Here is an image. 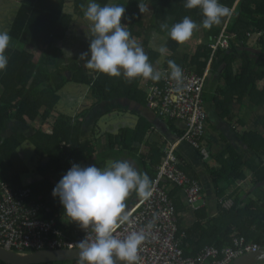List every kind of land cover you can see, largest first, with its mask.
<instances>
[{"label":"trees","instance_id":"16d2710c","mask_svg":"<svg viewBox=\"0 0 264 264\" xmlns=\"http://www.w3.org/2000/svg\"><path fill=\"white\" fill-rule=\"evenodd\" d=\"M88 2L89 0H20L8 31L16 45H9L6 50L9 63L6 70L0 72L1 178L16 188L24 187L21 175L29 174V170L17 164L19 162L16 151L24 142L31 140L38 160L51 159L53 169L51 180L40 185H27L32 189L34 198L41 197L43 203L49 200L50 210L42 211L41 218H55L59 225L64 218L63 208L59 199L52 196V190L72 163L104 168L116 160H133L141 166V173L147 174L154 182L165 157L164 149L161 150V145L156 142L147 143L150 151L146 155L140 154V147L152 127L151 120L149 122L143 116H140L142 121L136 126L121 128L118 133H112L111 130L99 131L100 135L96 138V129L92 134L93 139L85 138L83 142L82 129L90 108L80 110L76 117L59 113L57 106L60 102L58 95L62 90L61 84L58 80L51 86L46 75L50 72V67L56 71L60 70L57 61L61 53L57 45L69 34L77 16L85 18L84 11ZM97 2L101 6L119 4L124 6L125 10H131L134 16L130 12H125V15L133 16L136 21L128 30L132 39L138 32L142 33L144 23L141 16L146 7L152 8L156 24L160 27L167 25V33L184 17L191 18L200 25L196 30L203 35V42L200 43L201 40L197 44L194 54H188L181 51L180 44L168 36L164 47L171 54L167 57L163 69H168V61L172 60L180 68L195 67L199 75H203L209 65L211 73L221 71L220 77L224 84H217L212 103L223 117L229 116L227 112L236 108L242 111L244 102L249 104L248 108L260 107L264 103V0H220L231 10L232 16L225 31L229 37V45L226 48L219 46L217 50L213 45L218 42L229 15L224 17L225 22L221 27L214 25L211 29H204L201 10L185 8L184 0ZM258 34L261 36L258 37ZM144 37L145 40H142ZM140 39L149 62L155 63L164 55L149 46L150 39L146 35ZM252 39L255 40L254 44L249 43ZM28 48L33 51L30 52ZM90 71V75L85 73V76H76L75 82L89 85L93 98L91 101L94 103L126 99L133 104L147 107V94L142 87V79L138 78L129 83L125 78ZM83 72L81 69L78 74ZM55 73L60 77L59 72ZM58 77L56 79H59ZM156 83L149 80L147 86ZM204 97L207 101L208 94H204ZM55 112L59 114L51 120ZM232 116H229L230 121L236 117ZM39 121L41 123H38ZM12 122L19 126H29L34 134L30 138L24 135L5 137L4 134ZM239 124L244 128H238L237 134L252 153L251 163L245 161L232 146L227 150L230 157L223 159L219 166L212 167L205 163L209 191L194 168L185 165L181 160V171L201 188V200L195 204L187 202L184 188L162 182L161 186L167 190L173 204L177 223L176 237L186 257H196L207 247L219 250L232 248L235 246L232 236L241 238L247 244L262 246L264 186L261 191L255 189L264 185V135L249 131L244 123ZM49 130L52 133H48ZM101 140L106 141L102 144ZM130 201L132 202V198L127 200ZM214 204L216 206L213 209ZM191 216L193 221L189 223L186 220ZM69 226L71 234L81 236L84 233L75 224L69 223ZM0 264L5 263L0 261Z\"/></svg>","mask_w":264,"mask_h":264},{"label":"clouds","instance_id":"9594fccd","mask_svg":"<svg viewBox=\"0 0 264 264\" xmlns=\"http://www.w3.org/2000/svg\"><path fill=\"white\" fill-rule=\"evenodd\" d=\"M184 6L187 9L201 10L204 29H211L214 25L220 24L222 18L229 15L226 26L232 16L231 10L220 0H184ZM124 16L125 7L122 5L101 6L97 0H89L84 17L90 23L92 37L89 50L80 56L84 61L83 67L111 77L123 76L129 83L138 78L158 82L166 76L174 80L179 89L183 84L182 69L174 61L169 60L167 72L156 70L149 62L143 47L131 38L127 25L122 24ZM161 27L166 28L167 25ZM198 27L200 25L186 16L171 27L168 36L178 44H183ZM10 41L9 32L0 31V72L6 70L9 63L5 53ZM159 50L162 54L167 51L165 47ZM145 87L148 89L147 85ZM38 162L40 164L41 161ZM28 185L20 188H29ZM152 187L153 182L149 176L139 172L127 160H116L104 168L95 165L84 167L72 163L70 169L53 188L52 196L58 198L62 205L64 217L62 220L75 224L85 232V237L78 242L76 248L79 250L78 261L74 262L139 264V251L146 238L145 231H132L124 238H120L116 228L130 222L128 213L140 201H130L131 208L126 212V201L132 198L131 193L135 192L139 198L148 200L152 195ZM38 199L42 201L39 196ZM45 210L49 211L47 208L42 211ZM147 227L150 229L152 223L150 222ZM89 231L92 233L91 236Z\"/></svg>","mask_w":264,"mask_h":264},{"label":"built area","instance_id":"2783aa9c","mask_svg":"<svg viewBox=\"0 0 264 264\" xmlns=\"http://www.w3.org/2000/svg\"><path fill=\"white\" fill-rule=\"evenodd\" d=\"M223 27L218 42L213 45L226 48L229 37ZM258 37L261 34L257 35ZM210 65L203 75L195 67L181 68L183 84L177 88L174 80L162 77L156 84L148 86L147 106L161 120L178 121L184 124L182 136L177 143L166 142L165 157L153 182L152 195L148 200L141 199L128 213L130 222L116 228L120 238L132 231L144 230L146 238L139 251V264H231L244 254L264 249L258 244H247L234 237V247L219 250L207 247L196 257H186L177 240V223L173 204L167 190L161 185L169 182L174 187L184 188L188 203L201 200L200 186L189 180L180 169L182 163L177 154L180 143L189 144L205 160L211 157L205 144L208 127V113L205 107L204 92L210 73ZM162 69L161 72H167ZM42 203L32 196L29 188H16L1 180L0 174V246L4 249L27 254L41 250L76 249L85 237L70 233L69 223L52 218H41ZM152 223L149 229L147 226ZM92 233L89 231V236ZM72 264H78L73 262Z\"/></svg>","mask_w":264,"mask_h":264},{"label":"crops","instance_id":"0c3cea01","mask_svg":"<svg viewBox=\"0 0 264 264\" xmlns=\"http://www.w3.org/2000/svg\"><path fill=\"white\" fill-rule=\"evenodd\" d=\"M82 16H80L81 18ZM79 16L76 17V22L74 24V27H72L69 34L66 36V38L62 41H59V45H57L58 51L61 53L60 58L57 61V67L59 66H65L69 71H73L76 73L81 72V67H83L84 61L80 59L81 53L87 52L89 50V43L90 38L92 37V33H85L84 27L85 25L89 26V22L85 25L80 24L81 22L78 21ZM83 19V18H82ZM85 19V18H84ZM76 26V27H75ZM83 27V28H82ZM74 29V30H73ZM90 29V28H89ZM255 40L252 39L249 41V43L254 44ZM30 52L33 51V49L28 48ZM259 69L263 71V68L259 66ZM83 70V69H82ZM264 72V71H263ZM85 73V72H84ZM221 71L209 73L208 79L211 80V86L207 89L205 88V94H208L207 101H205V106L208 113V127H207V136L205 139V144L209 148L208 151L211 154V157L206 159L196 150H194L189 144L186 143H180L177 148V154L179 155L180 159L183 161L185 165H190L194 168V170L199 174L201 181L203 182L204 186L209 189V178L208 173L206 172L205 163H208L212 167H217L221 164L222 160L225 158L230 157V153L227 152L228 148H231V146L237 151V153L243 157V159L247 162L251 163L252 160V153L247 148L246 144L242 142L241 138L237 134V130L242 129L243 125L239 123H244L249 131H254L260 134L264 135V103L260 107H249V104L244 102L242 108V111H239L238 108L231 110L230 112H227L229 116L233 115L232 117L236 116L233 121H230L229 116L223 117L220 112H217L215 109L214 104L212 103L213 97L215 95L217 84L223 86L224 82L222 78L220 77ZM67 75V72L64 73ZM216 77V78H215ZM69 80H73L74 77L69 76ZM148 82H145V85H148ZM144 85H142L143 87ZM62 93V91H60ZM60 94V93H59ZM64 99L69 101L70 109L73 110L72 117H76L75 115L78 114V112L81 110H87L90 108L88 114L95 108H98L95 106L96 103L93 101H89V97H85L83 95L76 96L72 94H62V96L58 95L60 97V102ZM206 96V95H205ZM247 98V97H246ZM126 100V99H124ZM59 102V104H60ZM112 102V101H111ZM127 105L130 106V109L128 111H131L132 113H138V115L143 116L147 119V121L150 122L151 120V129L150 132L148 130V133L145 136V142L140 147V154L146 155L150 151V147L147 143H159L161 145V150L164 149V144L168 142L169 144L177 143L179 138L182 136L184 124L182 122L178 121H171V120H160L158 119L151 110H149L147 107H143L138 104H133L132 102H129L126 100ZM104 104V103H101ZM74 105V106H72ZM251 106H253V103H251ZM94 107V108H93ZM104 107V106H103ZM76 109H78L76 112H74ZM101 109V108H98ZM80 111V112H81ZM101 110H97L95 114H100ZM118 110H114L111 112H116ZM61 111L59 110V113ZM54 113V114H59ZM64 113V112H63ZM232 113V114H231ZM65 115L70 116L71 114L64 113ZM96 116V115H95ZM100 117V116H99ZM55 118H51V120H54ZM101 119L99 118V121ZM135 125H126L121 124L119 126H110L108 130H111L112 133H118V131L121 128L126 127H134ZM97 124H93L91 126H87L85 124L83 131V142L84 139H93V131H96ZM11 128V124L9 125V130ZM99 132L96 131V134ZM103 132H101L102 134ZM95 136L96 138L99 136ZM106 140H101L102 144L105 143ZM147 146V147H146ZM133 167H135L139 172H141V166H139L136 162L129 161ZM91 166L85 165L84 167ZM37 169V170H36ZM33 171V178L28 180L30 184H36L40 185L42 182H45L47 180H51V171L53 169V162L51 159L46 158L43 159L39 166ZM30 174V173H29ZM264 185L256 188L255 190L261 191L263 190L262 187ZM210 191V189H209ZM46 194H43L45 196ZM132 201L134 200H141L137 196L135 192L131 193ZM48 201L45 203H42V208L49 209L48 207ZM127 207L125 211L127 212L131 208L130 202H127ZM50 210V209H49ZM49 212V211H48ZM189 223H192L193 217H189L186 220ZM236 236H232L234 239ZM234 243V242H233Z\"/></svg>","mask_w":264,"mask_h":264},{"label":"rangeland","instance_id":"374dc122","mask_svg":"<svg viewBox=\"0 0 264 264\" xmlns=\"http://www.w3.org/2000/svg\"><path fill=\"white\" fill-rule=\"evenodd\" d=\"M19 5H20V0H0V31H9L10 30L11 25L13 23V20L16 16L17 10L19 8ZM69 10H70V7L68 6V11ZM125 12H130V14H132L134 16V14L129 9L125 10ZM133 16L125 15L124 17H122L121 22H122V24L127 25L128 30L136 23ZM224 20H225V18H222V21L220 24H218V26L221 27L225 22ZM78 21L81 22L80 24H82V25H85L88 23V21L86 19H82L80 17L78 18ZM141 21L144 23V25L142 26V33L138 32V34H135L133 40L136 42V44L141 46L142 40H145V37L142 40L140 38H142L143 36L146 35V37H148V39H150L149 40L150 41L149 46H151L154 50L160 52L159 49L161 47H164L165 42H166V38H168L167 27L162 29L158 24H156V22L153 20V11H152V8L150 6L146 7L143 15L141 16ZM85 26H86V27H84L85 33L86 32L91 33L90 24H89V26H87V25H85ZM198 38H199V40H198ZM202 38H203V35L200 33V31L194 30L193 35L190 37V39L188 41H186L185 43L180 44L179 48L181 49V51H184L188 54L189 53L194 54V52L198 46L197 44L201 40L202 41L200 43L203 42ZM14 44H15V41L11 40L10 45H14ZM160 54L162 55L161 52H160ZM163 54L164 55L160 56V58L157 62L152 63L150 61V63L158 71H161L163 69V67L165 66L164 64L166 62V59L168 56H170L171 52L166 51ZM59 68H60V70L56 71L50 67V70H49L50 72L47 73L46 79L50 83L51 86H54L56 81L59 80V84H61V87H62V90H61L62 93L60 92V94H59L60 96H62L63 93L66 95H68V94H72V95H76V96L83 95L85 97L86 96L89 97V101L93 100V98L91 97L92 94L90 92L89 85L79 84L78 82H75L76 76H85V73L90 75L92 73L90 70H88L84 67H81V69H83V71L85 73L83 72L82 74H78L76 72L69 71L65 66H60ZM55 72H59L60 77L56 76ZM66 72H67V75L64 74ZM71 72H72V76L74 77V79L70 81L69 76H71ZM57 77L59 79H56ZM119 78L122 79L124 77L120 76ZM147 81H149V80H142V84L144 85L143 89L145 88V91H147V89L145 87V82H147ZM211 83H212L211 80L208 79L207 83H206V91L211 86ZM50 98H52V97H50ZM62 99L63 100L57 106L58 110H60L61 112L72 115L73 110L70 109L69 101L65 100L64 96ZM125 101L126 100H114L112 102L99 104L100 106L97 105L98 103L95 104V106L97 105L98 108H101V109H98V108L93 109L88 114V116L86 117V119L84 121V126H85V124L88 127L93 125V124H97V126H99L98 128L96 127L98 129V132L99 131L105 132L112 125L119 126V125L124 124V123L126 125H132V126L135 125L136 126L139 123V121H142V119L140 118V115H138V113H132L131 111H128V109H130V106H128L127 102H125ZM77 110L78 109H76L74 112H76ZM97 110H101V111L99 112L100 114H95L96 115L95 116L94 113L97 112ZM114 110H118V111L111 112ZM56 117H57V114H55L54 118H56ZM99 118L101 119L100 121H99ZM38 123H41V122L39 121ZM48 132L50 133L51 130H49ZM33 134H34V131L29 126H19L15 122H12L11 128L9 130H6L4 136L5 137H7V136H9V137H11V136L20 137V136L24 135L25 137L30 138ZM16 155L18 157V162H19L17 164L18 165L21 164L24 167V169L26 168L27 171L29 170L30 174L21 175L22 176L21 182L24 184V186H27V184L29 183L28 180L33 178V174H32L33 171H35V169L39 166V162H38L37 155L35 153V146H34L33 142L31 140H27L26 142H24L21 145V147L17 149ZM215 206H216V204L213 205V209L215 208Z\"/></svg>","mask_w":264,"mask_h":264},{"label":"water","instance_id":"95a60500","mask_svg":"<svg viewBox=\"0 0 264 264\" xmlns=\"http://www.w3.org/2000/svg\"><path fill=\"white\" fill-rule=\"evenodd\" d=\"M78 249L41 250L27 254L8 251L0 246V261L5 264H52L78 261ZM264 263V249L244 254L233 264H261ZM124 264V262H119Z\"/></svg>","mask_w":264,"mask_h":264}]
</instances>
